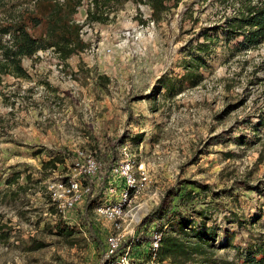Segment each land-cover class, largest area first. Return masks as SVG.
Segmentation results:
<instances>
[{"label": "rangeland", "instance_id": "obj_1", "mask_svg": "<svg viewBox=\"0 0 264 264\" xmlns=\"http://www.w3.org/2000/svg\"><path fill=\"white\" fill-rule=\"evenodd\" d=\"M35 2L6 0L0 29ZM90 6L85 0L74 15L89 43L84 52L65 64L52 47L39 50L23 59L28 78L0 75V223L9 231L8 238L0 236V264H98L103 247L80 217L84 204L70 215L52 209L49 187L72 175L75 160L47 175L41 168L57 151L93 156L124 132L129 137L119 150L128 143L148 176L132 204L140 207L136 217L143 220L181 179H195L215 191L231 190L215 216L237 233L233 243L244 246L251 229L256 235L264 230V215L254 228H239L225 215L235 210L252 222L264 212V41L247 47L243 36L227 34V20L239 6L233 0H182L160 21L152 20L148 4L126 0L111 6L107 23L93 24L87 22ZM195 55L206 62L201 83L193 86L181 78ZM99 75L108 77L106 86ZM139 133L143 140L131 139ZM98 164L92 178L96 202L120 201L123 182L107 193L106 164ZM13 165L24 169L19 183L27 184L26 191L7 183ZM209 200L210 193L201 194L199 202ZM94 209L92 204L89 213L104 239L112 222ZM61 218L75 226L72 237L56 233ZM226 237L221 232L217 244ZM42 242L47 245L37 249ZM237 252L222 247L215 257L238 263Z\"/></svg>", "mask_w": 264, "mask_h": 264}, {"label": "trees", "instance_id": "obj_2", "mask_svg": "<svg viewBox=\"0 0 264 264\" xmlns=\"http://www.w3.org/2000/svg\"><path fill=\"white\" fill-rule=\"evenodd\" d=\"M85 0H36L32 10H17L11 16V20L4 24L0 29V75L11 74L15 77L28 78L29 73L23 65V59L33 57L39 50H46L54 47L60 60L67 64L68 60L74 55L84 52L89 43L82 37V25L74 20L78 7ZM126 0H90L91 6L87 10L88 23H107L110 20L109 11L113 4H121ZM137 3L148 4L154 21H160L163 13H166L171 6H177L182 0H134ZM228 1V0H227ZM238 2L239 6L236 13L227 20V34L232 32L234 36H243V45L251 47L264 41V0H233ZM6 0H0V7H3ZM9 34V39L3 37ZM205 59L201 55L192 56L185 62L186 72L181 81L188 82L193 86L202 81L201 68L205 64ZM108 77L99 75L98 82L102 86L108 83ZM170 82V81H169ZM168 82V84H169ZM173 88L174 85H172ZM170 91H172L170 89ZM261 125H264V118H260ZM258 127L255 126L257 132ZM129 135L125 132L121 139H111L108 148L104 151L96 148L93 154L97 163L106 164V174L103 184L106 185V192L110 186H116V182L124 179L118 177L112 171V167L121 160V153L118 143L127 139ZM144 135L139 133L131 139L139 142L143 140ZM79 157L74 151H57L55 156L43 161L41 173L46 174L58 168V164H67L68 158L73 161ZM10 174L6 178L10 187L17 185L18 190L27 189V184L19 183V179L25 172L24 169H18L17 165L10 166ZM100 172V171H99ZM29 176V175H28ZM31 179V176H30ZM66 179V178H65ZM64 179V180H65ZM89 181L90 178H87ZM94 180L91 184L94 185ZM242 183L248 188H252L248 180H242ZM210 193L211 200L199 202L201 194L205 196ZM231 190L215 191L209 184L202 183L195 179H181L176 186L170 187L160 203L154 207L143 218L139 225L138 233L142 237V244L136 247V253L139 255L146 251L150 245L154 232H162V239L158 253V261L163 264L169 260L174 264H231L230 261H219L215 256L217 250L222 247L234 246L237 248V259L232 264H264V230L256 235L254 229L250 230L248 239H244L245 245H235L233 240L237 233L230 231L217 219L215 214L218 207L222 208V202L219 201L223 196H230ZM101 194V192L99 193ZM84 204V211H79L80 217L89 229L95 232L96 239L102 245V251L106 246L108 234L104 239L100 235V230L96 229L92 221L89 207L96 206L102 202H96L95 195L88 194L71 211L72 213L80 204ZM79 206V207H78ZM94 208V207H93ZM53 212H57L53 205ZM227 208H225L226 210ZM264 212L252 222H248L239 212L230 211V215H225L229 223H236L239 228L251 224L255 227L262 219ZM264 225V220H263ZM226 234L225 243L217 244L220 233ZM56 233L70 238L75 233V226L61 218L56 224ZM0 236L9 237V231L6 225L0 223ZM46 243H39L37 249L45 247ZM143 248L140 250V248ZM146 257L148 253L145 252Z\"/></svg>", "mask_w": 264, "mask_h": 264}, {"label": "built area", "instance_id": "obj_3", "mask_svg": "<svg viewBox=\"0 0 264 264\" xmlns=\"http://www.w3.org/2000/svg\"><path fill=\"white\" fill-rule=\"evenodd\" d=\"M54 49V47H52ZM121 160L112 167L113 173L124 179L122 199L118 202H104L95 206V213L112 222V231L108 234L106 246L101 253L98 264H160L158 253L162 232H154L150 245L143 253H136V247L142 244L138 226L142 217H136L139 206H132L143 192L148 181L143 164H138L128 143L120 147ZM79 157L73 163V173L65 181L50 185V198L57 211L66 215L75 208L88 194L94 195L91 181L97 173L99 164L93 156L79 152ZM139 171L140 177L136 175ZM107 193H115L117 188L110 186Z\"/></svg>", "mask_w": 264, "mask_h": 264}]
</instances>
